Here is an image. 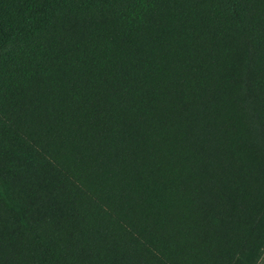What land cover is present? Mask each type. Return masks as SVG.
I'll list each match as a JSON object with an SVG mask.
<instances>
[{"label": "trees", "instance_id": "trees-1", "mask_svg": "<svg viewBox=\"0 0 264 264\" xmlns=\"http://www.w3.org/2000/svg\"><path fill=\"white\" fill-rule=\"evenodd\" d=\"M0 264H264V0H0Z\"/></svg>", "mask_w": 264, "mask_h": 264}]
</instances>
